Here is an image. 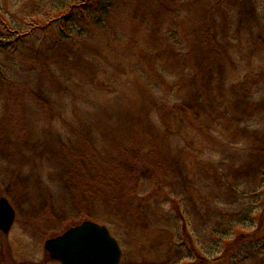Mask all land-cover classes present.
I'll list each match as a JSON object with an SVG mask.
<instances>
[{
	"label": "rangeland",
	"instance_id": "374dc122",
	"mask_svg": "<svg viewBox=\"0 0 264 264\" xmlns=\"http://www.w3.org/2000/svg\"><path fill=\"white\" fill-rule=\"evenodd\" d=\"M1 196L0 264H264V0H0Z\"/></svg>",
	"mask_w": 264,
	"mask_h": 264
},
{
	"label": "water",
	"instance_id": "95a60500",
	"mask_svg": "<svg viewBox=\"0 0 264 264\" xmlns=\"http://www.w3.org/2000/svg\"><path fill=\"white\" fill-rule=\"evenodd\" d=\"M15 212L8 200L0 198V230L7 233ZM44 250L59 264H120L122 251L105 225L89 220L45 240Z\"/></svg>",
	"mask_w": 264,
	"mask_h": 264
},
{
	"label": "trees",
	"instance_id": "16d2710c",
	"mask_svg": "<svg viewBox=\"0 0 264 264\" xmlns=\"http://www.w3.org/2000/svg\"><path fill=\"white\" fill-rule=\"evenodd\" d=\"M109 5V4H108ZM102 8H104V7H107V4L106 3H103L102 4V6H101ZM105 11V10H104ZM15 31L16 30H14V32H13V30H11L9 27H7V25L5 24V26H4V30L2 31V32H9V33H15Z\"/></svg>",
	"mask_w": 264,
	"mask_h": 264
},
{
	"label": "flooded vegetation",
	"instance_id": "af4514ba",
	"mask_svg": "<svg viewBox=\"0 0 264 264\" xmlns=\"http://www.w3.org/2000/svg\"><path fill=\"white\" fill-rule=\"evenodd\" d=\"M3 196H1L0 198H2ZM9 233V232H8ZM8 233H4V234H8Z\"/></svg>",
	"mask_w": 264,
	"mask_h": 264
}]
</instances>
